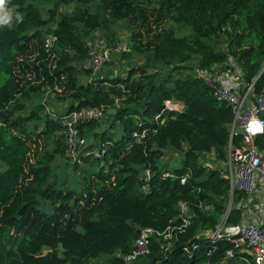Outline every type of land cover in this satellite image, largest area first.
Segmentation results:
<instances>
[{
  "label": "trees",
  "instance_id": "trees-1",
  "mask_svg": "<svg viewBox=\"0 0 264 264\" xmlns=\"http://www.w3.org/2000/svg\"><path fill=\"white\" fill-rule=\"evenodd\" d=\"M36 1L8 0L13 24L0 26V264H92L105 253L116 264L115 253L133 249L140 226L165 229L181 199L194 209L191 224L169 248L153 236L139 264H203L211 244L196 236L197 229L217 222L230 184L199 156L214 148L226 158L234 113L187 61L199 55L207 65L231 53L253 80L264 65V0H43L52 4L47 17ZM72 2L78 4L59 16V7ZM17 12L24 17L18 24ZM168 19L190 32L178 34ZM118 20L132 30V48L145 54L144 61L124 75L82 80L78 64L93 32ZM50 23L59 40L48 50ZM223 35L226 45L219 46L216 37ZM263 85L264 70L256 80L257 88ZM48 89L68 110L103 104L111 117L100 130L98 120L80 124L94 141L82 161L72 163V174L70 161L56 163L58 155H67L62 113L45 112L35 99ZM167 99L183 102V109L159 122ZM136 130L147 133L135 136ZM241 137L236 133L234 141ZM99 140L106 143L103 156L90 151ZM256 141L264 150V134ZM170 148L182 152L181 165L170 168L175 177L162 170ZM147 167L153 175L144 192L140 175ZM207 202L212 207L202 205ZM238 219L236 208L229 221Z\"/></svg>",
  "mask_w": 264,
  "mask_h": 264
},
{
  "label": "built area",
  "instance_id": "built-area-1",
  "mask_svg": "<svg viewBox=\"0 0 264 264\" xmlns=\"http://www.w3.org/2000/svg\"><path fill=\"white\" fill-rule=\"evenodd\" d=\"M56 24L50 23L45 28L44 41L46 49H53L58 40L55 31ZM89 43V51L86 58L81 60L78 66L84 76L83 80H93L99 77L103 69L108 66V61L116 58L114 53L126 50L119 39L109 41L106 38H94ZM55 54V53H54ZM199 55L193 56L187 61L190 71L196 77L204 81L212 88L218 100L226 101L232 107L234 117L230 123V139L226 146V158L219 159L215 149L203 151L199 159L206 165V157L212 163L210 167H217L219 162L225 163V177L229 180L228 203L217 222L208 228H198L196 236L206 239L211 246L207 250V259L203 264H264V150L257 144V137L264 134V85L256 87V80L264 70V65L253 80L246 77L245 70L233 54H228L222 61L204 65ZM108 73V76L118 72ZM50 89L43 94L41 102L45 106V112L57 115L54 108L49 105ZM183 102L167 99L161 113L156 115V120L163 122L165 114L170 111H181ZM106 106L90 104L76 107L62 112L63 135L67 144V155L72 163L82 161L81 153L88 154L86 149L94 141L87 132H82L80 124L90 120H101L106 116ZM175 116V115H174ZM242 133L239 141H234V135ZM147 131H134L135 136H145ZM97 156H103L106 151V143H102L99 149L95 146L90 150ZM165 158V154L163 156ZM220 169V168H219ZM164 176L175 177L177 174L170 168L162 166ZM153 171L150 167L143 170L140 175V188L147 192ZM188 173L181 176V182L185 183ZM205 208L212 207L210 202L202 204ZM180 212L174 216L163 230L152 226H140L139 234L135 238L131 251H117L120 257L116 264H131L139 257L150 251L152 237L156 235L164 248L171 247L179 239L182 233L192 222L195 214L190 203L184 199L179 200ZM239 210V219L229 221L234 209ZM220 242H231L232 245H220ZM194 246H196L194 244ZM190 254L193 250L189 249Z\"/></svg>",
  "mask_w": 264,
  "mask_h": 264
},
{
  "label": "rangeland",
  "instance_id": "rangeland-1",
  "mask_svg": "<svg viewBox=\"0 0 264 264\" xmlns=\"http://www.w3.org/2000/svg\"><path fill=\"white\" fill-rule=\"evenodd\" d=\"M37 4H39L43 10L44 15L47 17L49 16V10L48 7L52 4L48 3V2H44L43 0L40 1H36ZM77 2H72L66 5H61L59 7V16L61 13L63 12H70L72 11V9L77 5ZM9 10L13 11L12 8H8ZM166 24L168 26H174L177 29V33L178 34H184V33H189L190 29L188 27L186 28H180L178 27V25L172 20V19H168V21H166ZM94 38H106L109 41H113L115 39H119L124 45H126V50L121 51V52H116L114 53V57L116 56V58L108 61V65L114 67L116 70L114 72H118V74H122L124 75L128 68L132 65H137V64H141L144 59H145V54L143 53H138L136 52L133 48H132V30H130V28L127 26V23L125 20H118L115 23H113L111 28H99L96 29L93 34L92 37H90L89 41H91ZM226 37L223 35L222 37H216V41L219 44V46H225L226 45ZM190 70V67H189ZM81 73V72H80ZM108 76V75H105ZM102 77V76H101ZM80 78L83 80L84 76L81 73L80 74ZM42 94L43 93H38L35 96V99L38 101H41L42 99ZM49 105L51 106V108L54 109H61L60 107L62 106H58L57 105V101L54 99L53 101L49 102ZM67 107V106H66ZM64 109V107H63ZM111 117H109V113H106V116L99 120V125L97 129H103L106 126H109L110 124V119ZM115 131H117V128H114ZM90 137H93V134L90 135ZM94 139V138H92ZM51 145V143H50ZM101 146V141L99 140L95 146L96 149H99ZM181 157H182V152H180L177 149L174 148H170L167 149L165 152V158L162 159V164L164 166H168L169 168L173 169L175 167H178L181 165ZM71 159L68 155H58L56 158V163L59 165H67ZM212 160L209 157H206V163H208L209 165H211L213 162H211ZM215 165V163H213ZM216 166V165H215ZM217 166L222 169V170H226L225 168V163L223 162H219L217 164ZM96 167V166H95ZM62 172L67 171L66 167H62L61 169ZM68 171L71 172V174L74 172V168H73V164L72 161H70V167H68ZM79 175H77L76 177H78ZM112 254L111 253H105L103 255H100L96 258H94L92 260V264H114V261L112 259ZM144 256L139 257L134 264H139L142 262Z\"/></svg>",
  "mask_w": 264,
  "mask_h": 264
},
{
  "label": "clouds",
  "instance_id": "clouds-1",
  "mask_svg": "<svg viewBox=\"0 0 264 264\" xmlns=\"http://www.w3.org/2000/svg\"><path fill=\"white\" fill-rule=\"evenodd\" d=\"M8 0H0V26L12 27L13 24V13L7 7ZM24 17L21 13H15L16 23H21Z\"/></svg>",
  "mask_w": 264,
  "mask_h": 264
},
{
  "label": "crops",
  "instance_id": "crops-1",
  "mask_svg": "<svg viewBox=\"0 0 264 264\" xmlns=\"http://www.w3.org/2000/svg\"><path fill=\"white\" fill-rule=\"evenodd\" d=\"M114 70V67H112V66H110V65H108V66H106L104 69H103V71L104 72H102L100 75H103L104 77H105V75H109L108 73H111L112 71ZM44 94V93H43ZM43 94H42V97H43ZM56 100L57 101V105L59 106H62V107H60L61 109H55V111L56 112H60V113H62V112H65V111H67L68 110V104L67 103H65L64 101H61L59 98H58V95H57V93L56 92H50L49 93V99H48V102H50V101H53V100ZM67 106V107H66ZM63 107H64V109H63ZM113 110V109H112ZM121 132V130H120V128H119V131H118V133H120Z\"/></svg>",
  "mask_w": 264,
  "mask_h": 264
},
{
  "label": "water",
  "instance_id": "water-1",
  "mask_svg": "<svg viewBox=\"0 0 264 264\" xmlns=\"http://www.w3.org/2000/svg\"><path fill=\"white\" fill-rule=\"evenodd\" d=\"M114 110V108H112Z\"/></svg>",
  "mask_w": 264,
  "mask_h": 264
}]
</instances>
